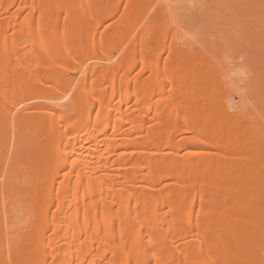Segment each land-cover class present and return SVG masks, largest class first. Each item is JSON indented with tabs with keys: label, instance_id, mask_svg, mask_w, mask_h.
Returning a JSON list of instances; mask_svg holds the SVG:
<instances>
[{
	"label": "bare ground",
	"instance_id": "obj_1",
	"mask_svg": "<svg viewBox=\"0 0 264 264\" xmlns=\"http://www.w3.org/2000/svg\"><path fill=\"white\" fill-rule=\"evenodd\" d=\"M210 1L204 55L173 0H0V264H264V117L221 58L258 38L264 62V0Z\"/></svg>",
	"mask_w": 264,
	"mask_h": 264
},
{
	"label": "rangeland",
	"instance_id": "obj_2",
	"mask_svg": "<svg viewBox=\"0 0 264 264\" xmlns=\"http://www.w3.org/2000/svg\"><path fill=\"white\" fill-rule=\"evenodd\" d=\"M178 1H177V3H179ZM229 1L231 3L239 2V6L241 8V11H240L241 15L239 13V18L241 16L240 20L242 22L248 23V20L250 19V16H251L249 13L253 12L252 11L253 8H251V6L249 4L251 2H258L259 3L262 0H229ZM180 2H181L180 5L177 4L176 2L174 4V0H173V4L176 5V12H177V14L179 16V21L178 22L182 23V24H180L181 25V28H180L181 30L180 31L185 33L186 36L189 38V40L195 45L196 51H198L200 53H203L204 55L210 53L211 50L209 51V49L214 47V45H211L212 43L214 44V42H212L214 40L213 39L214 37L211 34L212 33V29H211V24H210L211 23V17H212V14H213L212 13L213 9H211V7H210V6H213V5H211V4H213V3H211L212 1H210V0H185L184 1L183 0V1H180ZM182 3H184V4H182ZM231 3L229 4L228 7H230ZM177 5H178L179 8L177 7ZM237 8H239V7H237ZM229 9H231V8H229ZM141 13H142V16H138L136 19H134L132 21V26H131L132 28H131L130 32H133V31H135V29L140 28V27L143 26V24L145 22V21H143V18H144V16H147V12L141 11ZM235 13H237V12H235ZM236 23L237 24L239 23L238 20H237ZM231 41H233V40H231ZM243 41L244 42L242 43L241 47L239 45L240 43L239 44L238 43L234 44V43L229 41L230 45H234V50H233V48L231 49L232 46L229 48L226 45L228 47V49H226L227 47L224 48V51L227 50L225 52V54L222 57L220 56L221 54H219L218 56L221 57V58L226 59L225 63H227L228 61H230L228 63H230V64L232 63V65H230L232 67L231 68L229 67V71H231L230 72L231 74L229 75V77L228 76L225 77V83L227 84L228 88H230L231 91L236 93L238 100L241 101L244 104L245 107H249L250 106L249 109H251V103H249V102H252L253 104H255L256 110L259 107L260 110H257V111L254 110V111L256 112V115L262 120V118L260 116L262 115L264 117V113H263L264 112V89H263L264 86H262V84L260 85V83H262V81L264 79H262V81H259L261 78L260 77H259L260 79L258 78L259 71L264 72L263 69H262V68H264V66L262 67L264 62H262L263 60H262L261 51H260L261 50V43H260V40L258 38H255L254 40H251V41L249 40V38H247V39H245ZM237 44L239 45V47H238L239 50L238 51H237L238 48H236ZM230 49H231V51L233 50L235 53L233 51H232L233 52L232 53L230 51ZM235 49H236V51H235ZM227 54H228V56H227ZM115 55L117 56V54H115V52H114L113 53V57ZM232 57L233 58L236 57L237 59L233 60ZM221 58H218V59L221 60ZM70 75L72 77H76V76H78V73L71 72ZM263 85H264V83H263ZM261 89H263V90L261 91ZM57 92L56 91L55 92H50V93L47 94V97L45 95H43L44 97L49 98L48 100L51 99L50 101H48L46 99V103H48V104H49V102L52 103L50 105L53 106V107H55L56 105H59V106L60 105L61 106L66 105V103H67L66 99L67 98L65 97V94L63 92H60V91H57ZM58 97L61 98V99H59ZM39 98H41V99H39ZM39 98L35 99L34 96H27L26 100H24L25 98L23 99V101H24L23 103L26 104V105H23V106H28V105L32 106V105H35V104L44 103L42 101L45 100V98H43V97H39ZM62 98L63 99L65 98L64 101H63ZM37 99H39V100H37ZM248 100H250V101H248ZM38 102H40V103H38ZM231 113H233V112L231 111ZM263 121L264 120H262V123L264 124ZM19 143H21V142H19ZM18 145H19L18 147H21L20 149L17 148L18 150H16V152L18 153V156H19V159H18L19 160V166L16 167V169L14 167H12V168H14V170L10 171V172H13L11 174L17 173L18 175L16 174V178L13 175H11L12 176L11 180H13L12 183H15L14 181L16 179L17 180L16 183L18 182V184L21 181L22 182L24 181V182H28V185H29L30 184L29 180H31V175H30V178L28 177L29 175H27V172H28V174H30L29 170H28V164H27L28 158H27V161H26V156L28 154V149L27 148L24 149L25 147L24 146H20V144H18ZM16 152H15V154H16ZM7 154L8 153H6V155H5V152H4V155L7 156V157H5L3 155L2 159H4V157H5V159L9 158L10 153H9V155H7ZM4 160L2 161L3 163H4ZM6 161H7V159H6ZM2 162L0 161V163H1L0 164V176H1V178L3 177L4 172L9 171L6 168L7 166L5 167L6 170L4 171L3 168L5 166L4 165L5 163L2 164ZM21 164H24V165H21ZM12 165L14 166L15 164H12ZM22 167H23V170H22ZM26 169H27V172H26ZM6 174H10V173L7 172ZM7 176L8 175H4L3 178L7 179ZM8 177L10 178V176H8ZM17 177H18V179H17ZM20 177H21V179H20ZM27 178H29V179H27ZM2 181L5 182L4 180H2ZM7 181H8V179H7ZM9 181H10V179H9ZM15 184H14V186L16 187L18 184H16V185ZM22 184L23 185L21 187H19L21 185V183H20L18 185L19 188L15 189V193H17L16 197L18 196L19 199H16L15 196H12L13 198L12 199L11 198L7 199L6 200L7 202L10 203V201H13L15 203V201L17 200L18 202L16 201L17 202V203H15V205H16V204H18L20 202L19 200H21L24 203V204L22 203L23 207H26L24 205H27L29 200H30L29 199L27 201V193H28L27 189L29 188V186L26 185L27 183H22ZM13 192H14V190H13ZM13 195H14V193H13ZM7 197L8 196H6L5 198H7ZM34 202L36 203V201H34ZM34 202H33V200H32V202L30 200V206H28L29 209H26V210H30L34 206V205H31V204H35ZM13 205H11V206H13ZM19 207H20V205H19ZM21 210L18 209V208L15 209V211L19 213L18 214L19 215V222L23 223V220H22L21 216L23 217L24 214L27 215V212H29V211H26L24 214H22ZM10 214L11 213L9 212V215ZM9 215L6 214L5 216L6 217L7 216L10 217ZM25 218H26V216H25Z\"/></svg>",
	"mask_w": 264,
	"mask_h": 264
}]
</instances>
